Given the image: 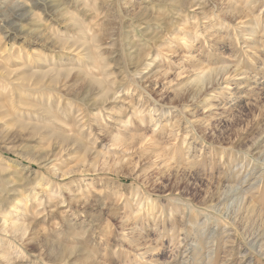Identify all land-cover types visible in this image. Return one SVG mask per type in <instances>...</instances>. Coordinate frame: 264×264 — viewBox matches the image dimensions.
Masks as SVG:
<instances>
[{
	"label": "rangeland",
	"instance_id": "obj_1",
	"mask_svg": "<svg viewBox=\"0 0 264 264\" xmlns=\"http://www.w3.org/2000/svg\"><path fill=\"white\" fill-rule=\"evenodd\" d=\"M32 1L0 0V238L99 233L112 264H147L155 235L124 201L163 172L146 194L178 197L190 210L175 218L211 220L221 250L235 247L240 228L216 217L261 174L226 190L238 153L264 145V0ZM52 69L68 74L33 82Z\"/></svg>",
	"mask_w": 264,
	"mask_h": 264
},
{
	"label": "clouds",
	"instance_id": "obj_2",
	"mask_svg": "<svg viewBox=\"0 0 264 264\" xmlns=\"http://www.w3.org/2000/svg\"><path fill=\"white\" fill-rule=\"evenodd\" d=\"M261 135H264V127L261 128ZM257 139L258 137H253V145L257 143ZM250 149L251 146L238 153V156L244 157L246 166L237 170L235 183L227 185L226 190L234 189L235 195L244 189L253 172L260 170L261 174L257 180L252 181L243 196H237L232 203H228L227 199L222 200L220 213L216 217L220 223L225 224L231 219L232 224L240 228L235 233V247L221 250L216 243L211 220L189 221L175 218L184 216L190 210L186 207L181 213L179 208H175L176 204L186 203L178 197L169 196L168 203L164 204L158 197L151 198L146 194L149 181L159 183L166 173L161 172L153 177L142 173L144 181L140 185L133 181L132 192L124 202L126 208L137 204L142 206L143 215L138 217L140 224L137 230L141 232V238L150 233H154L155 238L147 242L148 246L137 259H142L155 250L160 255L153 257L147 264H264V196L258 198L257 188V181L264 183V145H259L251 155ZM230 176L231 174L229 178ZM186 179L187 176L178 174L176 184L179 185L181 180ZM169 183H172L171 179ZM222 191L217 187L214 192H209V196L222 194ZM198 196L199 192L193 198ZM249 198L251 202L246 203ZM221 216L224 218L220 219ZM256 221H259L258 227ZM33 233L25 241L22 235L12 229L8 235L0 238V264H34V258L36 261L40 260V253L46 258L42 264H112L110 245L104 243L107 236L99 233L90 236L84 232L75 233L74 238L65 240L58 234L53 237L49 232L41 233L38 226L33 228ZM8 236L12 238L9 239ZM28 244H32L39 252L29 249ZM114 255L119 257L120 252Z\"/></svg>",
	"mask_w": 264,
	"mask_h": 264
},
{
	"label": "bare ground",
	"instance_id": "obj_3",
	"mask_svg": "<svg viewBox=\"0 0 264 264\" xmlns=\"http://www.w3.org/2000/svg\"><path fill=\"white\" fill-rule=\"evenodd\" d=\"M32 1V0H31ZM17 2V1H16ZM15 2V3H16ZM14 3V4H15ZM19 4H22V3H16L15 5L17 6V5H19ZM32 4L33 5H37V3H35L34 1H32ZM14 5V6H15ZM22 5H20V7H21ZM4 34H7V32L5 31V33ZM56 70V69H55ZM54 71V69H52V70H50V71H46V72H44L42 75H36V76H34L35 78H34V80H33V82H35V84H39V85H42V86H44L45 84L44 83H42V84H40L41 82H45L44 81V78H48L46 81H48V83L49 84H53L54 85V83L55 82H57V81H59L60 79H62V77L61 76H63V77H66V75L68 74H65V72L67 71H63V70H60V69H58V70H56L55 72L56 73H54L53 72ZM53 72V73H52ZM62 73H64V74H62ZM35 75V74H34ZM28 77V75L26 76V78ZM75 80V79H74ZM79 80V79H78ZM62 81V80H61ZM82 81V80H81ZM201 81V80H200ZM90 86H91V83H86V81H83L82 83H81V87L83 88V89H86L85 91H90ZM99 86L100 87H102V83L101 82H99ZM48 87V86H47ZM42 89H46V88H42ZM63 111V110H62ZM60 135V134H59ZM61 136H62V138L63 139H65L64 138V136L61 134ZM58 137V136H57ZM22 228V227H21ZM20 229V228H19Z\"/></svg>",
	"mask_w": 264,
	"mask_h": 264
}]
</instances>
